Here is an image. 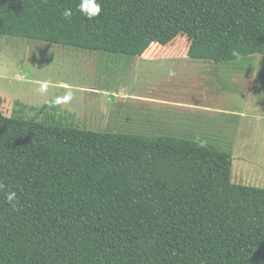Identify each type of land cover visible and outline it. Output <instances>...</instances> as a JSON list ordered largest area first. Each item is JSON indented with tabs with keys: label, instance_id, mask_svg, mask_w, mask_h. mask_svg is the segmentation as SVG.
Segmentation results:
<instances>
[{
	"label": "trees",
	"instance_id": "1",
	"mask_svg": "<svg viewBox=\"0 0 264 264\" xmlns=\"http://www.w3.org/2000/svg\"><path fill=\"white\" fill-rule=\"evenodd\" d=\"M79 3L0 0V35L129 55L180 35L195 53L264 50V0H98L92 19ZM3 104L0 264H264V187L233 181L231 153L188 134L7 116Z\"/></svg>",
	"mask_w": 264,
	"mask_h": 264
},
{
	"label": "rangeland",
	"instance_id": "2",
	"mask_svg": "<svg viewBox=\"0 0 264 264\" xmlns=\"http://www.w3.org/2000/svg\"><path fill=\"white\" fill-rule=\"evenodd\" d=\"M71 42L73 39L49 42L0 35V96L7 116L51 117L100 132L171 131L199 137L194 130L168 128L166 124L174 123L185 127L181 123L184 116L175 117L178 112L164 108L168 104L156 102L152 107L135 98L199 104L225 118H236L232 127L224 126L226 119L214 122L210 116L198 121L203 125L198 126L200 130L207 129L208 140L233 155V181L264 187V50L247 48L211 55L200 49L195 53L196 46L185 35L168 45L150 43L139 55L92 50ZM120 48L137 52L139 46ZM148 51L154 56L143 57ZM239 56L249 59L221 62ZM43 84L47 88L41 92ZM50 101L61 106L44 113L31 109Z\"/></svg>",
	"mask_w": 264,
	"mask_h": 264
},
{
	"label": "crops",
	"instance_id": "3",
	"mask_svg": "<svg viewBox=\"0 0 264 264\" xmlns=\"http://www.w3.org/2000/svg\"><path fill=\"white\" fill-rule=\"evenodd\" d=\"M153 56H154V53H150V51L145 52L143 54V57H146V58H151ZM120 93L124 94L125 98L126 97L128 98V95L124 91H122ZM135 99H137L141 103L149 104L148 106H151L152 105V107H154L156 105L155 104L156 102L157 103H160L161 102L162 104H165V105L168 104L164 108L168 109L169 111L172 110L174 112H178L177 113L178 115L176 114L175 117L184 116L183 118L182 117H180V118H182L184 120V121H181V123H184L185 124V127L178 126L179 124H175V123L174 124H166V125H168V128L170 127V128L173 129L175 127L177 129H179V131H181V132H186V130H187V132H189V130L197 131V133L199 134L200 137L203 136L202 137L203 140L208 141L210 143H213V142H211L210 140L207 139L208 138L207 137V134L208 133H204L207 129L205 131H203V130H200L199 129L201 127H198L201 124V123H199V122H201L199 119H204V118H207L209 116L210 117L208 119H210L211 121H214V122L217 119H220V120L226 119V121L228 122V124L227 125H224V126H229L230 125V127L233 126V124L235 123V119H236L235 117H227V118H225V117L219 115L216 110L212 109V111H209L207 107L204 108L203 106H201L199 104H196L197 106H195V105H189L188 103H178V102H175V103H171L170 104L168 101H166L163 98L160 99V98H148V97H145V98H142V99L141 98H139V99L138 98H135ZM179 104H188L189 106H184L183 107L182 105H179ZM186 112H188V113H186ZM188 116H191V117H188ZM186 117H187L189 123H188ZM157 122L161 123L162 121L161 120L160 121L157 120ZM204 126H206V125H204ZM159 127H162V126H159ZM216 128H218V127H216ZM220 131H221V129H220ZM167 132L168 133H172L171 131H167ZM161 134H163V133H161ZM191 134H194V133H191Z\"/></svg>",
	"mask_w": 264,
	"mask_h": 264
},
{
	"label": "clouds",
	"instance_id": "4",
	"mask_svg": "<svg viewBox=\"0 0 264 264\" xmlns=\"http://www.w3.org/2000/svg\"><path fill=\"white\" fill-rule=\"evenodd\" d=\"M79 10L88 18L92 19L100 14L102 11L100 3H98V0H80V3L78 5ZM64 15L66 17H71L72 11L71 9H65ZM47 85L43 84L40 87V91H46ZM70 95V94H69ZM68 97H65L67 99ZM6 185L3 181H0V192L5 191ZM6 199L10 205H12L13 209L16 208V199L17 194L15 191H8L6 193Z\"/></svg>",
	"mask_w": 264,
	"mask_h": 264
}]
</instances>
